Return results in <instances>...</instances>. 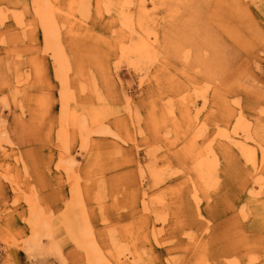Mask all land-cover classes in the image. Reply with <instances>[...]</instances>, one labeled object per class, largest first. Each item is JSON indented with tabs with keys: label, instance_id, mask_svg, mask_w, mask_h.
Instances as JSON below:
<instances>
[{
	"label": "rangeland",
	"instance_id": "374dc122",
	"mask_svg": "<svg viewBox=\"0 0 264 264\" xmlns=\"http://www.w3.org/2000/svg\"><path fill=\"white\" fill-rule=\"evenodd\" d=\"M90 236L264 264V0H0V264H96Z\"/></svg>",
	"mask_w": 264,
	"mask_h": 264
},
{
	"label": "bare ground",
	"instance_id": "6f19581e",
	"mask_svg": "<svg viewBox=\"0 0 264 264\" xmlns=\"http://www.w3.org/2000/svg\"><path fill=\"white\" fill-rule=\"evenodd\" d=\"M36 1V0H35ZM37 5V4H36ZM41 5V4H40ZM50 5V4H49ZM53 5V4H52ZM52 5H51V7H52ZM39 6V5H38ZM48 7H50V6H48ZM114 7V6H113ZM42 9L43 7H39L38 8V10L39 9ZM52 8H54V7H52ZM35 10H36V7H35ZM120 10V9H119ZM121 12V11H120ZM123 12V11H122ZM121 12V13H122ZM49 13H47V15H48ZM122 16H123V13H122ZM140 16V15H139ZM48 17V16H47ZM51 17H52V15H51ZM143 16H141V18H142ZM48 19V18H47ZM126 19H127V17H126ZM130 19V18H129ZM50 20H51V18H50ZM123 20H124V18H123ZM52 21H53V19H52ZM129 21V20H128ZM132 22V21H131ZM130 22V23H131ZM138 22H140V21H138ZM142 22V21H141ZM126 23H128L127 21H126ZM125 23V24H126ZM139 25V24H138ZM143 25V24H142ZM131 26V25H130ZM44 27L46 28V29H48L49 31H50V29H49V25H47L46 23H44ZM151 32H154V31H152L151 30ZM148 35L150 34V32H148L147 33ZM150 35H152V34H150ZM139 36H141V38H139L138 39V44H137V46L135 47V49H136V51H138V53H141V46H147L148 45V41L150 40L148 37L149 36H147V35H139ZM138 36V37H139ZM55 38V37H54ZM153 40V39H152ZM56 41H58V39H56ZM48 47V46H47ZM130 50V49H129ZM63 52V51H62ZM127 52V51H126ZM130 53H131V51H130ZM52 54H54L53 55V57L55 58L54 59V61H56V62H58V64H59V66H60V71L62 72V74H64L65 75V73L68 71V65H67V61H66V59L67 58H65L66 56H63L62 55V53H61V50H60V48L57 46L55 49H54V52L52 53ZM63 57H64V60H62L63 59ZM137 57V56H136ZM55 71H57V70H55ZM58 72V71H57ZM61 75V74H60ZM61 84V83H60ZM68 89V88H67ZM67 93V92H66ZM68 94V96H69V93H67ZM66 98H67V96H65ZM63 98V97H62ZM64 99V98H63ZM63 103V102H62ZM62 105V104H61ZM68 115V114H67ZM71 115V114H70ZM71 117H73V114L71 115ZM62 118H63V116H62ZM74 118V117H73ZM61 119V118H60ZM65 120H66V118H65ZM60 125H61V123H60ZM247 148V147H246ZM252 149V148H251ZM247 150V149H246ZM249 151V150H248ZM253 152H254V150H253ZM245 153V152H244ZM251 153V152H250ZM197 154H198V151H197ZM201 155V154H200ZM246 155V154H245ZM206 156V155H205ZM250 156H252L253 157V155H250ZM250 156H247V157H250ZM255 156V155H254ZM196 157V156H195ZM199 158L201 157V156H198ZM248 159H250V158H248ZM200 160H202L201 158H200ZM251 162H253V161H251ZM199 163V162H198ZM200 164V163H199ZM198 164V165H199ZM210 164V163H209ZM254 164V162L252 163V165ZM204 165V164H203ZM207 166V165H206ZM201 167V166H200ZM209 169V168H208ZM193 188V187H192ZM76 199H77V197H76ZM74 200V199H73ZM74 202H76V201H74ZM71 203V202H70ZM33 207V206H32ZM74 207V206H73ZM74 209V208H73ZM79 210L77 211V215H76V220H75V222L79 225V228H78V230L80 231V233L84 236V238H85V236L86 237H89V235H88V230H89V225L87 224V222H86V220L84 221V219L86 218V216H85V214H84V212L82 211V209L79 207L78 208ZM74 210H72V212H73ZM36 213V212H35ZM82 223V224H81ZM76 227H78V226H76ZM71 228V227H70ZM86 231H88V232H86ZM91 232V231H90ZM80 234V235H81ZM92 237L90 236V239H86L85 241H83V243L84 244H88V246H89V244H91V246H90V248L91 249H93V251H95V253H94V257L96 258V260L98 261V262H96V264L98 263V264H104V260H103V262H102V260L99 258V255H100V253L98 252L99 250L96 248V247H93L94 245H93V243H91L92 242V239H91ZM83 239V238H82ZM86 247V246H85ZM89 248V247H88ZM90 249V250H91ZM98 250V251H97ZM95 260V261H96Z\"/></svg>",
	"mask_w": 264,
	"mask_h": 264
}]
</instances>
